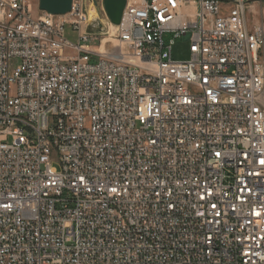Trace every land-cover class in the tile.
<instances>
[{
	"label": "built area",
	"instance_id": "2783aa9c",
	"mask_svg": "<svg viewBox=\"0 0 264 264\" xmlns=\"http://www.w3.org/2000/svg\"><path fill=\"white\" fill-rule=\"evenodd\" d=\"M32 6L0 0V264H264V0Z\"/></svg>",
	"mask_w": 264,
	"mask_h": 264
},
{
	"label": "rangeland",
	"instance_id": "374dc122",
	"mask_svg": "<svg viewBox=\"0 0 264 264\" xmlns=\"http://www.w3.org/2000/svg\"><path fill=\"white\" fill-rule=\"evenodd\" d=\"M33 3V13L35 15H40L42 14L41 9H40V5H39V0H32ZM101 16V15H100ZM104 18V16H102ZM97 18V17H96ZM259 18V16L257 15V13H255V11L253 9H249L248 11V19H249V25L252 27V25L255 23V21ZM105 22V24H101L100 22H96L95 25L93 26V30L96 31H103V29L106 31H109L110 34L108 35V33L103 34L101 36V38L104 39V44L105 47L107 49L112 48L113 44H118L117 41L113 40L114 38L113 33H115L116 29L115 27H111L107 20L104 18L103 20ZM65 35L67 37L68 40H70L73 43H77L78 42V33L72 29H70L69 27L66 28L65 31ZM174 35L170 34V33H166L164 35L165 37V41L168 42L170 40V38H172ZM100 41H97L96 43V47H100ZM190 44L188 41H185L183 37H180L176 40V44L173 48V57L175 59L178 60H186L190 58V50H189ZM104 50V48H103Z\"/></svg>",
	"mask_w": 264,
	"mask_h": 264
},
{
	"label": "water",
	"instance_id": "95a60500",
	"mask_svg": "<svg viewBox=\"0 0 264 264\" xmlns=\"http://www.w3.org/2000/svg\"><path fill=\"white\" fill-rule=\"evenodd\" d=\"M40 9L53 15H64L72 10L73 0H39ZM104 6L110 21L120 24L126 6V0H104Z\"/></svg>",
	"mask_w": 264,
	"mask_h": 264
},
{
	"label": "bare ground",
	"instance_id": "6f19581e",
	"mask_svg": "<svg viewBox=\"0 0 264 264\" xmlns=\"http://www.w3.org/2000/svg\"><path fill=\"white\" fill-rule=\"evenodd\" d=\"M89 16H88V21L89 22H100L101 24H105V22L103 21L104 18L102 17L101 13L98 11L97 8H91L89 10ZM101 15V16H100ZM97 17V18H96ZM112 27H115V25H112Z\"/></svg>",
	"mask_w": 264,
	"mask_h": 264
}]
</instances>
